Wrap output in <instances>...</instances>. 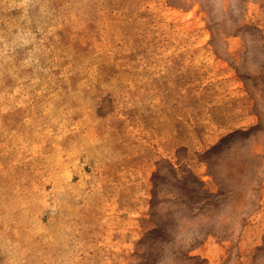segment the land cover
<instances>
[{"label": "rangeland", "instance_id": "374dc122", "mask_svg": "<svg viewBox=\"0 0 264 264\" xmlns=\"http://www.w3.org/2000/svg\"><path fill=\"white\" fill-rule=\"evenodd\" d=\"M0 264H264V0H0Z\"/></svg>", "mask_w": 264, "mask_h": 264}]
</instances>
